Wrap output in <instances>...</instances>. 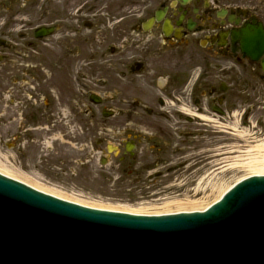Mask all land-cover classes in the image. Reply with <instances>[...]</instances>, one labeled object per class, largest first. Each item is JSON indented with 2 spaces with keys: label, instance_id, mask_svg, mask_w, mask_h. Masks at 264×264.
<instances>
[{
  "label": "flooded vegetation",
  "instance_id": "1",
  "mask_svg": "<svg viewBox=\"0 0 264 264\" xmlns=\"http://www.w3.org/2000/svg\"><path fill=\"white\" fill-rule=\"evenodd\" d=\"M252 22L264 27V0H0V103L22 100L26 55H49L53 98L77 104L51 125L80 132L79 149L111 148L109 158L128 164L141 132L182 133L191 116L222 117L236 83L247 112L260 106L264 54L244 57L233 39ZM95 97L99 117L89 107ZM93 123L100 131L91 138Z\"/></svg>",
  "mask_w": 264,
  "mask_h": 264
},
{
  "label": "rangeland",
  "instance_id": "2",
  "mask_svg": "<svg viewBox=\"0 0 264 264\" xmlns=\"http://www.w3.org/2000/svg\"><path fill=\"white\" fill-rule=\"evenodd\" d=\"M41 56L26 55L22 100L17 101L16 93L11 102L0 103L1 173L86 206L148 214L200 209L237 179L253 174L247 164L262 152L255 145L264 136V101L247 112L239 84L222 117L210 114L212 120L184 121L188 128H180L182 133L166 128L159 134L141 132L136 161L117 165L108 154L106 165H101L90 146L85 147L88 151L79 149L80 132H59L51 125L57 112L70 106L77 110V104L53 98L52 62L49 55ZM94 82H89L91 89L98 88ZM38 84L41 94L36 93ZM101 107L91 103L90 110L99 117ZM39 124L44 127L28 129ZM95 124L90 125L91 138L100 131ZM81 155L89 161L82 163Z\"/></svg>",
  "mask_w": 264,
  "mask_h": 264
},
{
  "label": "water",
  "instance_id": "3",
  "mask_svg": "<svg viewBox=\"0 0 264 264\" xmlns=\"http://www.w3.org/2000/svg\"><path fill=\"white\" fill-rule=\"evenodd\" d=\"M234 38L251 58L264 51L259 25ZM0 264H264V175L204 211L150 216L84 207L0 174Z\"/></svg>",
  "mask_w": 264,
  "mask_h": 264
},
{
  "label": "bare ground",
  "instance_id": "4",
  "mask_svg": "<svg viewBox=\"0 0 264 264\" xmlns=\"http://www.w3.org/2000/svg\"><path fill=\"white\" fill-rule=\"evenodd\" d=\"M250 134V133H249ZM250 137V136H249ZM256 149H258L259 151L262 150L261 154L258 155V156H254V158L250 159L248 161V166L250 167V169L252 170L251 172L253 174H264V136L259 139V143H257L255 145ZM34 187L36 189H39L43 192H46V193H50V194H53V195H57L59 196L57 191H54V190H50V189H47V188H44V187H41L39 185H34ZM58 193V194H57ZM222 194V193H221ZM220 194V195H221ZM203 208V207H201ZM181 210H187V209H180L179 210H176V211H181ZM190 210H193V209H190ZM176 211H173V212H176Z\"/></svg>",
  "mask_w": 264,
  "mask_h": 264
}]
</instances>
